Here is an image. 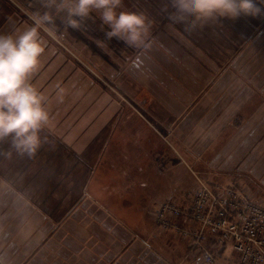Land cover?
Here are the masks:
<instances>
[{
	"label": "crops",
	"instance_id": "1",
	"mask_svg": "<svg viewBox=\"0 0 264 264\" xmlns=\"http://www.w3.org/2000/svg\"><path fill=\"white\" fill-rule=\"evenodd\" d=\"M24 1L0 0V34L18 33L24 24H31L21 12ZM29 1H25L26 8L33 11V0ZM157 20L153 24L163 25L151 32L149 47L134 51L126 62L123 59L118 65L94 57L99 73L96 80L87 79L80 66L85 67L84 63L72 62L63 48L53 47L50 54L45 50L41 55L43 63L39 58L33 72L41 64L49 74L47 83L56 78L66 88L62 92L63 108L55 109L60 112L56 119L60 123L49 127L54 117L48 112L49 121L44 126L51 135L60 136L62 145L75 154L88 151L94 142L99 151L96 163L48 161L38 163L34 171L37 163H0V184L5 186L0 192L9 197L5 206L0 203V264H198L196 253L187 243L172 231L161 230L149 215L143 200L149 197L150 174L155 168L161 170V160L155 168L150 163H136L134 152L141 151L139 143L148 139L150 133L136 134L134 123L118 127L120 111L128 101L104 91L103 78L119 88L122 76L128 77L147 94L148 98L130 96L140 105L137 116L144 120L147 130H156L153 123L180 139L187 121L196 120L195 136L204 139L197 140L201 147L194 150L202 152L210 146V163L221 164L217 170L228 176L224 181L227 185L217 184L214 178L210 185L249 187L253 197L264 205V16L238 19L244 25L243 34L237 32L241 40H227L224 47L235 51L211 86L209 58L203 60L193 51L184 53L177 39L182 30L176 26L168 28L174 40L156 38L168 33L164 26L169 25L165 17ZM211 22L206 23L211 32L218 31L215 22ZM184 57L190 58L189 74L185 70L188 64L183 67ZM55 62L63 66L61 73H55ZM104 63L110 64L112 71L104 70ZM84 79L91 84L86 85ZM29 82L36 86L37 79L31 74ZM85 85L94 86L98 92L90 97L100 105L93 121L81 112L76 117L70 110L76 100L84 105L79 106V111L86 107L84 95L88 89L82 88ZM73 91L82 95L74 99ZM59 92L54 91L53 95ZM222 95L227 96L220 101ZM251 99L255 106L249 104ZM102 103L111 106L109 112L102 111ZM212 168L217 167L210 166V175L218 173H211ZM17 184L18 191L14 186ZM182 200L181 196L178 201ZM227 248L217 251V256ZM233 256L234 264H239L236 253Z\"/></svg>",
	"mask_w": 264,
	"mask_h": 264
},
{
	"label": "rangeland",
	"instance_id": "2",
	"mask_svg": "<svg viewBox=\"0 0 264 264\" xmlns=\"http://www.w3.org/2000/svg\"><path fill=\"white\" fill-rule=\"evenodd\" d=\"M28 3L31 2L29 0H25ZM25 1L22 3L23 8L21 9V12L23 14V17L26 18L28 23L30 24V18L33 11H36L39 9V5L37 3V0H33V11L31 9H27V4ZM168 4V0H123V4L121 6V9L123 11H137V12H143L148 18L154 19L155 21H158L157 19L159 17H165L166 22L169 24L168 26H164L167 29L173 28L172 26H176L177 28L182 30V34L178 32V41H180L182 44H179V47H182L184 50V53H187L188 51H193L197 53V55L205 60L206 56L209 58L210 62V86L213 84V82L216 79L220 78V71L222 66L225 62H227L231 57L232 53L235 51L234 48L224 47L226 43H228V39L232 40L235 43H238L241 39L238 37L237 32H241L243 34L242 28H244V25L241 23V20H226V19H213L211 21L215 22V27H217L218 31L211 32V28L204 24L203 26H197L195 30H186V26L183 24H176L171 25L170 21L167 19V15L172 12L171 7L169 6L167 8V11H164L165 5ZM42 10V9H39ZM95 15V14H94ZM93 15V18L87 21L86 27H82L78 31H61L59 36L56 39H47L46 42V53L48 54V51L52 49L53 47L55 49H61L63 48L65 52L69 55V57L72 59V62H80L84 63L85 67L80 64L83 71L87 75V79L93 78V80H96L95 75L98 73L95 68L94 63V57L99 59H103L106 63H117L120 65L121 60H127V58L137 50H133L125 46L122 42L117 41L115 38L112 40H107L105 38V31H107L106 26H103L101 21L98 19V16L95 17ZM157 17V18H156ZM156 18V19H155ZM154 21V22H155ZM209 21V23H212ZM214 24V23H213ZM163 24H153L152 28L150 29V32H154V28L161 27ZM28 25L24 24L23 29H25ZM209 27V31L206 32V28ZM170 31L168 29V33L165 32V35L162 34V37L157 36L156 38L162 39V40H168V38L174 40L173 36H170ZM168 34V35H167ZM242 36V35H240ZM152 37H154L152 35ZM98 41H102L103 43H98ZM103 45V47H102ZM178 47V43L176 45ZM188 47V48H185ZM49 48V49H47ZM51 51H49L50 54ZM127 57V58H126ZM57 58V57H56ZM199 61L202 63V61ZM44 59V57L41 56V61ZM76 59V60H75ZM190 60L189 57L183 58V67L185 69L186 66L187 69L186 73L189 74V66L190 63L188 61ZM43 63V61H42ZM104 63V70L112 71L111 65ZM73 65V64H72ZM122 65V64H121ZM61 64H58L55 62V73H61L59 72L61 67ZM71 68H74L71 66ZM115 68H119V66H115ZM70 69V68H68ZM122 75V74H121ZM32 76H34L35 79H37L36 86L33 84V86L36 89H40L39 93L43 97V103L44 107L47 112L50 113L51 117H54L51 119L49 127H54L53 124L60 123V120L57 119V116H60V112L58 113L57 109H62L63 105L61 104L62 92L66 90L64 88L63 83L61 81L50 80V83H47L46 79L49 78L46 75V67H43L40 64L39 70L32 73ZM99 76V75H96ZM51 79V78H50ZM70 80L69 83L73 85V83ZM84 82L87 83L86 85H90L91 83L84 79ZM80 83V82H79ZM38 85V88H37ZM82 87L83 89H88L85 96L86 101V107L79 111V106L83 108V103H81L78 100H76L75 104L70 106V110L72 114H76V117L79 116L80 112L83 115L88 116V121H93L91 118L94 115L95 110L99 111L98 103L96 104L97 100H94L90 97H95L97 95V91L91 87ZM113 83L108 78H103V87L104 91L107 93L112 92L116 96H119L120 98H124L128 101V104L124 102L123 105H125L124 109H122L120 112L122 115H119L118 127L123 128L126 127L127 123H134V131L137 134L138 132H146L147 134L150 133V136L148 139L144 138L145 140L140 141V145L142 146L141 151L134 152L136 163H150L154 168L156 164L160 161V169L158 170L155 168L156 171H152L150 174V179L147 183L149 188V197L143 201L147 202L149 215L153 218V209L155 206V203H158L159 200H166V199H175L174 202L178 201V199L182 196V198H187V195L191 191V189L196 185V178L202 179L210 184L211 178H214L215 182H219L217 184L219 185H227L226 182L228 179V176L225 174H222L221 170H217L220 165L213 166V164L210 163V157L212 154H210V146L206 147L204 151H197L201 145L198 143V139L202 140L204 137H197L195 136V121H191L189 119L186 123L187 128L183 131L185 132L183 136L178 139L175 138L171 133L170 130H168V133L165 132V130H162L161 128H158L156 125L152 126L156 128V130H147L145 126L144 120H141L137 114L141 111L140 105L133 102L132 99H130V96L141 98L144 93L142 92V89L137 88L136 85L132 84L130 82V79L128 77L122 76L120 85ZM58 88V89H57ZM93 88V89H92ZM60 92L58 94L53 95L54 91ZM50 93V97L48 94ZM75 93V91H73ZM82 95L81 92H76L72 95V98L77 99ZM110 95V93H109ZM112 95V94H111ZM148 98L147 94L144 95ZM223 97L220 98V101L227 95H222ZM56 97V99H55ZM118 97V98H119ZM211 98L214 97V94L210 96ZM52 98L55 100L53 101ZM52 100V101H51ZM47 101H49L50 108L47 107ZM51 101V102H50ZM58 103V104H57ZM250 105L255 106L256 102L251 99L249 102ZM157 108V104H154ZM68 106V105H67ZM69 107V106H68ZM102 111H107L111 109V106L102 103ZM52 109H54L52 112H50ZM56 109V110H55ZM118 113V112H116ZM59 114V115H57ZM64 112L61 114L63 115ZM133 115V118L130 116ZM115 119V118H114ZM56 121V122H55ZM75 122V121H73ZM113 121L112 123H114ZM204 122V121H203ZM110 124V123H109ZM108 124V125H109ZM58 125V124H56ZM74 124H72V127ZM50 130V129H49ZM45 126H43L40 136H41V146L37 149L36 152L32 153L31 155L28 154H18L14 150H11L9 147V141H5L3 144H0V163H37L33 165L32 171H34L38 167V163H96V155L99 151V146L96 145L94 142L90 147L89 150L82 153L81 155L75 154L68 149H66L62 145V141L60 139V136H54L50 134L49 131ZM206 139V138H205ZM147 141V142H146ZM206 142V141H205ZM199 145V146H198ZM198 147V148H197ZM203 147V146H202ZM139 148V147H138ZM194 148H196L194 150ZM101 152V151H100ZM100 152L98 153V156L100 155ZM214 154V153H213ZM139 156H147V158L139 157ZM163 157V158H162ZM162 158V159H161ZM164 159L166 161H164ZM213 160V159H212ZM103 163V162H102ZM5 165V164H4ZM210 166L211 167H217L212 168L211 173H215L214 175H210ZM216 170V171H213ZM0 180H2L0 178ZM19 184V183H18ZM16 186V190L18 191L19 185ZM12 188V186H9ZM243 188V187H241ZM5 190L4 184H0V190ZM246 191L250 193V195L253 197L254 192L249 187L244 188ZM8 190V189H7ZM14 192V191H13ZM12 192V193H13ZM185 196V197H184ZM6 197V198H5ZM255 198V197H253ZM256 199V198H255ZM9 200L8 195H2L0 192V203L5 206V203H7ZM257 200V199H256ZM140 203L142 200L139 201ZM145 203V202H144ZM155 223V222H154ZM172 230H168L165 232H170ZM179 239H181L184 243H187L186 238L176 234L174 231H172ZM216 253V252H214ZM217 254V253H216ZM218 255V254H217ZM215 257V263L214 264H234L235 258L233 256L232 250L228 247L223 253H220L219 256ZM198 264L200 262L198 261Z\"/></svg>",
	"mask_w": 264,
	"mask_h": 264
},
{
	"label": "clouds",
	"instance_id": "3",
	"mask_svg": "<svg viewBox=\"0 0 264 264\" xmlns=\"http://www.w3.org/2000/svg\"><path fill=\"white\" fill-rule=\"evenodd\" d=\"M39 9L31 24L13 34H0V144L18 154L36 152L40 132L49 121L43 97L29 77L46 50V38L61 31H78L98 16L106 26L105 38L122 42L133 50L147 49L154 21L143 12L123 11V0H37ZM167 19L195 30L213 19L238 20L264 16V0H168ZM98 43H103L98 41Z\"/></svg>",
	"mask_w": 264,
	"mask_h": 264
},
{
	"label": "built area",
	"instance_id": "4",
	"mask_svg": "<svg viewBox=\"0 0 264 264\" xmlns=\"http://www.w3.org/2000/svg\"><path fill=\"white\" fill-rule=\"evenodd\" d=\"M196 182L181 202L155 204V224L186 238L200 264H214L225 247L239 264H264V205L244 188L214 186L198 177Z\"/></svg>",
	"mask_w": 264,
	"mask_h": 264
}]
</instances>
